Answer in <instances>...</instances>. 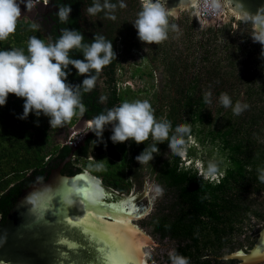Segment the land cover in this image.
Returning a JSON list of instances; mask_svg holds the SVG:
<instances>
[{"label": "trees", "instance_id": "obj_1", "mask_svg": "<svg viewBox=\"0 0 264 264\" xmlns=\"http://www.w3.org/2000/svg\"><path fill=\"white\" fill-rule=\"evenodd\" d=\"M87 1L89 7L94 3V0ZM100 2L103 3V0ZM124 2L130 9L135 10L136 7L137 12L141 10L139 0ZM111 3L117 4L112 13L115 19L109 18L106 11L97 13L98 24L109 28H105L104 32L112 31L114 25H123L116 20L121 10L119 0H111ZM168 18L170 25H175L176 21L181 25V36L173 40L170 27L165 41L146 44L142 54L149 62L159 61L164 65L166 74L159 83L161 93L158 94L157 90L151 93L147 86L137 90L124 86L123 89L129 92L126 98L120 99L112 92L105 105L111 109L125 101L148 100L157 119L165 118L171 122L170 137L177 125L190 126L191 142L188 141L186 157L191 161L188 164L182 162L180 155L170 151L167 141L157 144L159 154L154 153V158L148 162L151 168L159 171L158 179L166 185L168 193L165 205H160L148 223L153 233L172 239V249L186 257L189 264H210L205 254L211 252L208 246L211 230L195 235L197 212L205 211L207 220L211 217L208 216V209L214 207L217 225L214 233L219 239L224 233L218 227V223L224 224L217 218L219 209L223 210L229 204L233 220L243 209L240 203L264 201V181L259 179L264 174V47L254 41V32L248 23L242 24V21H238L233 28L231 23H224L218 28L205 25L197 36L194 34L196 21L192 17L182 12L177 20L171 16ZM32 36L47 43L30 21L18 19L16 31L6 40H0V50L18 48L27 55V44ZM84 38L87 44L92 42ZM175 44H180L181 48H176ZM170 46H173L171 51ZM113 50L116 53L118 49L113 47ZM74 59H83V56L77 55ZM116 62L117 57L103 68L104 87L111 90L119 87V80L113 75ZM139 69L137 66L135 73L140 72V76L142 73L152 74V71L142 72ZM69 70L67 82L80 84L84 76L78 75L71 65ZM91 74L99 75L95 70ZM240 90L242 96L238 95ZM207 91L212 93L211 103H205ZM221 93H227L233 105L237 101L246 103L247 109L240 115H234L231 107L225 108L220 103ZM117 98L120 102L114 104ZM91 99L98 106H103L96 94ZM23 104L24 98L10 93L6 104L0 106V195L33 169L43 168L59 149L49 146L48 117L43 114L37 117L30 112L27 118H19L23 113ZM73 121L74 116L68 123ZM154 143L153 140L138 144L139 147L133 149L137 152L135 157L144 148L150 150ZM195 145L207 146L209 162H215L219 171L223 172L218 181L205 179L201 171L198 172L194 165ZM166 151L168 155L163 158ZM74 154L82 156L77 151ZM135 157L122 158L118 164L108 157L100 163L84 162L76 168H88L95 176L101 177L103 186L126 194L129 187L124 182L123 173L117 171L130 168L128 161L134 163ZM208 160L202 163L204 171L207 170ZM164 260L169 261L170 256H165Z\"/></svg>", "mask_w": 264, "mask_h": 264}, {"label": "water", "instance_id": "obj_2", "mask_svg": "<svg viewBox=\"0 0 264 264\" xmlns=\"http://www.w3.org/2000/svg\"><path fill=\"white\" fill-rule=\"evenodd\" d=\"M44 1V4L34 2L36 13L31 21L47 42L59 39L63 29L80 31L79 19L84 8L82 0ZM199 1L161 0V3L168 16L176 20L183 12L197 24L212 25L213 28L230 19L233 28L238 19L250 17L253 21L251 28L259 35L264 33V0H217L219 11L212 18L201 17ZM65 5H70L72 11L68 20L61 22L57 10ZM21 16L27 17L26 14ZM83 42L86 43L85 38ZM69 55L74 59L77 55L83 56V53L74 48ZM96 91V84L88 92L81 89V102L86 110L71 128L63 124L52 129L53 142L61 143L57 154L43 168L33 169L0 195V264H103L99 260L100 253L95 250L99 242H94L64 222L67 214H82L81 208L89 206L98 208L97 214L104 216L105 220L116 218L113 216L116 207L122 210L120 216L132 214L128 217L130 226L138 231L128 233L125 227L120 234L123 236L127 233L130 236L125 247L141 246L138 253L132 254L138 258L128 259L129 254L125 253L118 257L117 264H146L143 248L157 246L148 234L133 223L134 219L141 218L149 210L150 203L146 198L144 183L140 194L135 192L129 197H122L102 186L97 178L88 176L85 169L80 171L68 162L74 149L85 157L84 149H88V139L98 138L90 128L73 142L75 145L66 143L70 132L80 131L86 122H91L101 113L106 114L108 109L98 106L91 99ZM110 128L111 125L106 126L104 132ZM83 196H87V205L84 206L79 203ZM95 201H99V205ZM112 230L120 232V229ZM258 234L249 252L241 253L238 250L219 258L237 259L238 264L264 263V227ZM69 244L78 247L71 248Z\"/></svg>", "mask_w": 264, "mask_h": 264}, {"label": "clouds", "instance_id": "obj_3", "mask_svg": "<svg viewBox=\"0 0 264 264\" xmlns=\"http://www.w3.org/2000/svg\"><path fill=\"white\" fill-rule=\"evenodd\" d=\"M24 3L29 10L33 7L31 0H0V40H6L17 28V22L21 16L20 4ZM117 4L111 0H94L92 6L87 8L89 15L106 11L109 18L115 19L114 13ZM119 7L124 8V0H119ZM72 11L70 5L58 8L57 15L61 22H66ZM137 30V36L145 44H158L168 38L170 25L168 12L161 0H141V10L133 23ZM84 36L76 29H63L62 34L55 42L32 36L27 44V55L23 49L13 48L0 50V106L6 104L8 95L14 94L24 98L23 113L19 117L25 119L29 113L37 117L41 114L49 118L50 127L62 126L76 115L86 110L81 102V89L88 92L95 87L97 75H92L95 70L99 74L114 58L111 41L102 35L93 36L90 44L84 43ZM264 44V33L254 38ZM80 49L83 59H73L69 53L72 49ZM69 65L74 67L78 75L84 76L80 84H70L67 77L70 73ZM68 70V71H66ZM211 91L205 93V103H211ZM220 103L225 108H232L234 115H240L248 105L237 101L235 105L227 93H221ZM111 125L110 139L113 143H123L133 140L135 143H144L150 136L156 142L150 146V150L143 149L135 159L142 163L150 162L159 154L158 143L168 142L171 152L186 155L188 141L191 140L190 126L177 125L174 135L171 122L165 118L157 119L154 109L148 100L125 101L119 106L108 109L93 118L90 128L96 137L103 139L105 127ZM187 137V140H186ZM201 174L205 179L218 181L220 172L215 162H209L207 170L202 166ZM259 179L264 181V174ZM171 264H189L186 257L173 250L169 253Z\"/></svg>", "mask_w": 264, "mask_h": 264}, {"label": "flooded vegetation", "instance_id": "obj_4", "mask_svg": "<svg viewBox=\"0 0 264 264\" xmlns=\"http://www.w3.org/2000/svg\"><path fill=\"white\" fill-rule=\"evenodd\" d=\"M39 2L42 4L45 3L44 0H40ZM82 2H83L84 7L85 6L89 7V5L87 4L88 2L87 0H82ZM20 7H21V14H26L27 17L20 16L19 19L28 20L34 25V23L31 21L36 13L34 7H31V9L29 10L28 8H25L24 3H21ZM86 14L87 13H85L84 8H83V11L81 12L80 19H79V29L81 33L83 34V36H85L87 39L92 40L93 36L102 35L105 39L111 41V43L113 44V47H117L118 49L116 52L117 62L113 68V72H114L113 75L114 77L117 78V80H119L118 81L119 87L114 90L104 87L105 86L104 85L105 75H104L103 69L99 73L97 80H96L97 91L95 94L98 97V99H100L98 101H100V103L103 104L102 107L106 108L105 102L108 101V97L110 93L115 92L116 96L120 99H125L129 93L123 89L124 86H127V85L121 86L122 82L120 80L121 75L119 71L120 70L119 69L120 68L119 58H120V55H122V53L126 51L127 49H129L130 47L126 43L125 37L123 38V34L120 31V25H114V27L112 28V31L104 32L105 28L106 29H109V28L104 27V25L102 24H98V21H93V22L88 23ZM91 17L94 18L93 16ZM96 17L99 19L98 15ZM238 21H242V24L248 23L249 28L254 32L255 37L259 36V34L251 28L253 21L250 17H243L241 19H238L236 21V24ZM224 23H231V21L229 19L228 21L221 23V25ZM221 25L216 26L214 28H218ZM204 26L205 25H203V27ZM34 27L36 28L35 25ZM104 33H109V34L105 35ZM260 45L264 47V45H262L261 43ZM141 57L143 56L141 55ZM131 75L134 77L135 69L132 71ZM118 98L114 101V104H117L120 102L119 101L120 99ZM81 115L82 114L79 111H77L76 115H74V121L71 124H69L68 122H65L64 125L67 128H71ZM89 125H90V122H86L84 126L82 127V129L78 131L77 134H74V136H72V141L68 142L69 137L68 138L66 137V143L75 145L73 142L76 141L83 133H85L86 131L90 129ZM49 128H48V132L50 131ZM111 134L112 133H111V128H110L104 132L102 140H100L99 138L90 137L87 141L88 149H85V157L76 156L74 153L77 150L74 149L73 154L68 161L69 164L73 167L81 166L84 162H87L90 164H93V163L97 164V163H100V161H103L108 157L112 158V160L114 159L116 164L120 163L122 158L127 159L129 156H132L134 159L137 152H134L133 149H135L136 147H139L138 144L135 143L133 140H128L123 143H119V142L113 143L110 139ZM50 136L51 135L49 132V143L52 142L50 141ZM151 141L153 140L150 136L146 141H144V143L151 142ZM121 144L124 145L123 148L120 147ZM140 144H143V143H140ZM50 146L55 147V149H58L61 147V143L52 142ZM165 154H167V151L163 153L162 155L163 158ZM128 165H130V168L128 169L124 168L122 172L120 171H117V172L123 173L124 182L129 187V191H132V189H136V188L139 189L140 187L143 186V183L145 184V181L148 178H153L154 181H156L165 190L166 195L168 194L167 189L165 187L166 185L163 182L159 181L158 179L159 171L151 168L149 163L139 164L137 160H134V163L133 162L131 163L130 161H128ZM142 165L145 167L144 169L145 171L143 172L145 174L142 175L144 179L141 177L142 171L140 170V167ZM84 169L87 171L88 176L97 178L100 184L102 185L100 176H95L88 168L82 167L80 168V171ZM113 193L120 195V196L121 195L125 196L124 193L117 192L115 190L113 191ZM165 203L166 201L164 202L163 205H165ZM240 204H241L240 208L243 207V209L240 210V212H238V215L233 220L231 218L232 213H231V210H230L231 207L229 204H227L228 206H225L223 210L219 209V211H217V214L219 215L217 217L218 220L220 222L222 221L224 222V224L218 223L219 231L224 230V233L222 235L220 233L221 236H219V239L215 237V233H214V231L217 230V225L215 224V217H216L215 212L216 211L214 207H211L210 209H208V213H209L208 216H211V217H207L208 218L207 220H205V215H204L205 211L197 212V216L195 219L196 221L194 223L195 235L198 236L200 232H203L205 230H209V231L211 230L210 235H209L210 245H208L209 249L211 247V252H208L207 254H205V256L210 259V264H238L239 260L237 259H221L219 257L229 252H234L238 250L241 253H247L249 252L250 249L253 248L255 241L258 239L259 237L258 232L264 227V201L257 200V201H252V202H244L243 204L242 203ZM201 219H203V223H200ZM157 236L160 237L159 235ZM160 238L169 239L172 241V239L166 236H163ZM172 248L169 249L168 251L162 250V252L160 253L159 257L162 260V262H164L163 264H171V259L169 261H166L164 260V257L169 255V253L173 251ZM149 255L151 256L150 253L147 256ZM216 258H219V259H216ZM216 260L218 261L217 263H215ZM254 264H264V263H254Z\"/></svg>", "mask_w": 264, "mask_h": 264}, {"label": "rangeland", "instance_id": "obj_5", "mask_svg": "<svg viewBox=\"0 0 264 264\" xmlns=\"http://www.w3.org/2000/svg\"><path fill=\"white\" fill-rule=\"evenodd\" d=\"M125 3V2H124ZM139 4L141 6V2L139 1ZM135 6V5H134ZM87 6L84 7V11L85 13H87ZM137 8L135 7L134 9H130V7H128L126 5V7L121 8L120 10V14L118 17H116V20L118 22H122V26H120V31L123 34V38L125 37L126 43L128 44V46L130 47L129 49H127L126 51H124L122 53V55H120L119 58V64H120V75H121V86L127 85L129 86L131 89L133 90H137L143 87L149 88V92H154V90L158 91V94L161 93V87L159 85V83L162 80V76H165V70H164V65L159 62L156 61L154 62H149L148 60H146L144 57H141V55L145 52L146 49V44L142 41L139 40L138 36H137V30L134 27L133 23L135 21V16L137 15ZM87 16V21L88 23L93 22V21H97V14L95 16H93L94 18H92V15H89L88 13L86 14ZM188 16V15H187ZM190 17V16H189ZM120 25V24H118ZM175 28H172V32L171 35L173 37V40H175L176 38H178V36H181V25L179 23H175ZM206 25V24H204ZM125 27V28H124ZM203 27V25H199L196 23V28H195V33L197 36L199 35V31L200 29ZM137 45L139 46V48H137ZM176 48H181L180 44H175ZM173 49V46L169 47V50L171 51ZM143 56V55H142ZM139 67L142 72H151L152 74L150 75H146L145 73H142L140 76V72L135 73L134 77L131 75L132 71L136 68ZM238 95H241V90L239 92ZM242 96V95H241ZM240 96V97H241ZM50 126V125H49ZM54 127H50V135H51V131ZM82 129V128H81ZM78 132H70L67 136L72 138V136H74V134H77ZM50 141L53 142L52 137L50 136ZM52 142H50V145L52 144ZM191 142V141H189ZM59 143V142H57ZM49 145V146H50ZM194 150L196 153V157L194 159V165L196 166V168L198 169V172L201 171V167L202 163L204 161L208 160L207 157V146H199V145H195L194 146ZM168 155L165 154L164 157H166ZM181 159L183 160L184 164H188L191 159H187L186 155L181 157ZM210 160H208L209 162ZM145 167L142 165L140 167V170L142 171L141 173V177L142 175H144L145 173H143L145 170ZM144 179V177H142ZM142 179V180H143ZM145 181V180H144ZM144 188H145V192H146V198L148 200V202L150 203L149 205V210L147 212V214L143 215L141 218L138 219H134L133 223L138 225L146 234H148L152 241L153 244H156L157 246H151V249L148 248L146 249L145 247L143 248V251L145 252V263L146 264H163L164 262H162V260L160 259L159 255L162 252V250H169L173 247L174 243L169 240V239H162L160 237H158L155 233H153L151 226L149 225V220L152 216H154L157 211L158 208L160 207L161 204H164L165 201H167L168 196L166 195L165 190L156 182L154 181L153 178H148L145 181L144 184ZM143 190V186L140 187L139 189H132V191H129L127 194H125L126 197H129L131 195H133L135 192L136 194H140ZM120 196V195H119ZM122 197L124 195H121ZM149 250V251H148ZM151 254V256H147L148 254ZM151 260V261H150Z\"/></svg>", "mask_w": 264, "mask_h": 264}, {"label": "snow or ice", "instance_id": "obj_6", "mask_svg": "<svg viewBox=\"0 0 264 264\" xmlns=\"http://www.w3.org/2000/svg\"><path fill=\"white\" fill-rule=\"evenodd\" d=\"M79 195V193H78ZM79 203L84 206L87 205V196H83ZM99 205V201H95ZM107 208L108 206H104ZM82 214L69 215L64 218V222L71 228H75L80 233L91 240L98 241L99 247L95 250L100 253L99 260L103 264H117L118 257L124 256L128 253V259L138 258L133 256V253H138L140 245L133 247H125L128 243L130 236L125 233L123 236L120 234L124 228H127L128 233H132L134 230L130 226L128 217L132 214L129 213L127 216H120L122 210L116 207L113 212L115 219L105 220L104 216L98 215V208L93 207H82ZM112 229H120V232L113 231ZM67 243V241H62ZM69 247L76 248L78 245L69 244Z\"/></svg>", "mask_w": 264, "mask_h": 264}, {"label": "built area", "instance_id": "obj_7", "mask_svg": "<svg viewBox=\"0 0 264 264\" xmlns=\"http://www.w3.org/2000/svg\"><path fill=\"white\" fill-rule=\"evenodd\" d=\"M40 0H31V3L34 5V2H39ZM27 3L28 0H25ZM198 11L201 17L203 18H212L216 16L219 11V5L217 0H200L198 4ZM72 141V138H68V142Z\"/></svg>", "mask_w": 264, "mask_h": 264}]
</instances>
